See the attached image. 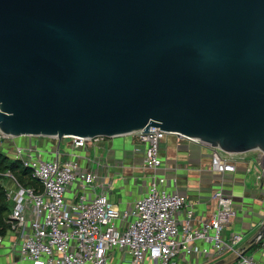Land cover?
Returning a JSON list of instances; mask_svg holds the SVG:
<instances>
[{"label": "water", "instance_id": "95a60500", "mask_svg": "<svg viewBox=\"0 0 264 264\" xmlns=\"http://www.w3.org/2000/svg\"><path fill=\"white\" fill-rule=\"evenodd\" d=\"M150 128L264 176V0H0L1 134Z\"/></svg>", "mask_w": 264, "mask_h": 264}, {"label": "built area", "instance_id": "2783aa9c", "mask_svg": "<svg viewBox=\"0 0 264 264\" xmlns=\"http://www.w3.org/2000/svg\"><path fill=\"white\" fill-rule=\"evenodd\" d=\"M148 132L154 133L71 136L60 141L0 133V147L6 150L10 145L12 158L28 168L37 182V186L23 187L9 171L4 174L9 231L0 237V248L7 243L11 255L23 264H207L227 251L234 264H263L259 257L264 236L254 238L245 250L242 231L226 234L239 213L237 207L242 212L247 209L249 216L252 208L236 205L232 192L225 190V177L245 163V175L252 173L251 188L264 189L262 169L253 153H225L158 128ZM167 135L211 150L210 170L223 180L208 198L215 206L206 219L198 214L200 203L190 202L177 190L175 175L158 173L164 168L159 151ZM121 137H130L135 143L133 152L142 154V174L137 179L143 189L123 208L111 202L110 178L99 175L103 166L97 159L99 149L111 150L112 141ZM263 226L264 218L258 219L257 231Z\"/></svg>", "mask_w": 264, "mask_h": 264}, {"label": "crops", "instance_id": "0c3cea01", "mask_svg": "<svg viewBox=\"0 0 264 264\" xmlns=\"http://www.w3.org/2000/svg\"><path fill=\"white\" fill-rule=\"evenodd\" d=\"M62 144H66L63 140ZM111 150H104L103 155L97 152V159L103 166L101 158L111 156L113 162L107 163L106 158L103 166L106 169L105 176L110 178V200L111 202L126 207L142 192L141 182L138 178L142 174V154L133 152L135 143L130 137H121L112 141ZM123 149V155L116 159V150ZM159 155L164 163V168L158 173H166L167 175L176 176L177 190L194 203H200L197 207L199 215L207 218L214 210V202L208 200L210 194L222 182L221 176L210 170L211 167V150L209 147L197 143L184 140L176 135H167L161 142ZM246 164L239 163L234 175H227L224 179L225 190L231 191L235 197L236 205L243 204L247 208H252V215L249 216L245 211L237 207L239 213L233 219V222L226 231H242L244 233L242 246L245 250L250 247V242L257 235L258 219L264 218V189H252L246 183ZM134 184V185H133ZM253 191H255L253 193ZM8 238H13L12 235ZM257 248V247H255ZM254 249V248H253ZM252 251V250H251ZM12 251L8 249V245L0 248V264H23L18 261V257L11 255ZM218 258L220 260H218ZM217 259L214 263V260ZM264 264V250L259 257ZM234 257L229 253H224L214 258L207 264H232Z\"/></svg>", "mask_w": 264, "mask_h": 264}, {"label": "trees", "instance_id": "16d2710c", "mask_svg": "<svg viewBox=\"0 0 264 264\" xmlns=\"http://www.w3.org/2000/svg\"><path fill=\"white\" fill-rule=\"evenodd\" d=\"M8 171L23 187L37 186V182L32 178L31 171L24 167L18 160H14L4 154L0 147V237L7 236L9 231L7 221L10 204L3 185L6 180L4 174Z\"/></svg>", "mask_w": 264, "mask_h": 264}, {"label": "rangeland", "instance_id": "374dc122", "mask_svg": "<svg viewBox=\"0 0 264 264\" xmlns=\"http://www.w3.org/2000/svg\"><path fill=\"white\" fill-rule=\"evenodd\" d=\"M38 141H41V140H38ZM38 144H40V142H38ZM7 147H9V148H7L6 150H4L3 148H2V151L4 152V154H6L7 156H9L10 158H12L13 157V155L11 154V149H10V145H6ZM89 153L93 156L94 155V152H93V150H92V148L91 147H89ZM99 154L100 155H103V154H105L104 153V150L103 149H99ZM122 155H123V149H118V150H116V159H119L120 157H122ZM104 158H106V162L107 163H112L113 162V160H112V157L111 156H108V157H103L102 156V158H101V162L103 163V166H105V162H104ZM250 168H251V170H254V168H255V165H254V163H251L250 164ZM98 173H99V175L100 176H105V173H106V169L104 168V167H102L99 171H98ZM247 177H246V183H247V185L249 186V184H251V176H252V173L250 174V175H246ZM225 253H229V255H231V253L230 252H225ZM247 253L248 254H250V251H247ZM5 255H0V258H2V257H4ZM218 260H220L219 258H218ZM217 259H215L214 260V263L216 262V261H218ZM13 263V262H12ZM12 263H10V264H12ZM15 264V263H14ZM232 264H234V262L232 263Z\"/></svg>", "mask_w": 264, "mask_h": 264}]
</instances>
